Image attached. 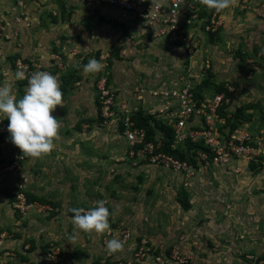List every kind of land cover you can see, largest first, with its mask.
<instances>
[{"label": "rangeland", "instance_id": "obj_1", "mask_svg": "<svg viewBox=\"0 0 264 264\" xmlns=\"http://www.w3.org/2000/svg\"><path fill=\"white\" fill-rule=\"evenodd\" d=\"M12 1L17 4V0ZM62 4L72 13L83 15L70 24L77 29L75 40L82 43L87 38L94 47L58 48L52 44L57 39L52 40L51 31L43 33L40 29L39 19H32L34 23L30 18L25 21L22 14L28 16L19 9L12 17L8 15L10 13H0V85L10 84L12 94L17 99L22 97L27 84L15 79L13 63L23 59L38 66L39 71L55 75L61 82L60 89L65 79L67 84L61 91L62 99L68 90L76 93L78 89L90 87L95 92L94 116H87L72 126L64 124L58 117L60 123L54 148L39 158L24 155L11 143L8 131L0 135V232H3V238L17 240L23 234L28 235V242L33 244L29 252L38 256L35 264H47L44 255L52 244L58 246L61 242L59 233L75 230L76 234L69 237L80 233L81 240L85 239V232L75 229L71 219L73 213L69 209H88L94 207L97 200H103L110 212V228L101 234L87 232L93 247H100L95 249L100 254L93 264H100L105 259L106 242L115 238L113 232L121 230L130 231L136 242L139 236L147 241L152 239L154 243L149 242L159 250L180 246L189 257L187 264H247L242 260L244 256L237 257L235 252L232 253L235 249L229 240L230 245L221 247V251L218 249L205 258L198 256L201 250L197 241L202 242L211 232H226L225 227L219 226L222 223L221 215L217 214L218 202L210 201V193L204 201L203 196L190 190L189 182L177 184L171 174L129 162L128 144L109 128L100 126L97 87L98 81L105 78L119 101L128 100L132 104L137 100L136 89L144 83L171 79L186 68L199 73L202 61L207 59L211 63L203 77L209 81L207 93L211 95L212 88L219 82L232 84L242 96L248 97V107L256 109L257 121L264 124V53L260 54L264 52L263 47L256 43L254 50L248 48L253 37L238 30L242 25L240 19H236L228 34L221 30L201 38L197 46L201 53L196 50L190 58L178 46L146 38L138 29L141 27L138 25L137 28L129 15L118 10L106 17L102 16V8L90 14L72 0H63ZM246 5L241 3L240 18L247 12ZM243 6L246 7L243 9ZM66 17L64 15V19ZM46 37L50 42L44 47L38 46V41ZM27 39L35 41L34 47L28 46ZM56 55L61 61L55 60ZM89 58L100 62V71L83 72L82 66ZM250 60L254 62L250 63ZM122 80L133 84L122 88L119 85ZM0 120L5 121L2 114ZM263 124H257L258 130ZM187 191L192 192V197ZM29 196L39 201L28 205L31 203L27 202ZM253 197L254 194L250 200L253 201ZM258 199L261 201L264 196L259 193ZM186 203L188 210L183 207ZM249 211L253 213L251 209ZM228 215L225 217L232 218ZM261 229L264 236V223ZM51 233H56L55 238L50 236ZM45 234L50 238L48 241H44ZM39 235L41 241L37 239ZM246 260L251 264H264V254L248 256ZM144 264L157 263L147 258Z\"/></svg>", "mask_w": 264, "mask_h": 264}, {"label": "built area", "instance_id": "obj_2", "mask_svg": "<svg viewBox=\"0 0 264 264\" xmlns=\"http://www.w3.org/2000/svg\"><path fill=\"white\" fill-rule=\"evenodd\" d=\"M87 13L100 8L118 10L131 17L146 38L168 46H178L191 56L198 50L200 39L205 35L218 33L224 24L222 12L208 9L201 0H72ZM17 6H22L17 1ZM245 8L244 6L242 7ZM24 20L28 17L25 14ZM20 21V18H17ZM188 56V57H189ZM55 60L61 61L56 55ZM189 62V61H188ZM199 73L188 68L182 69L173 78L148 81L136 89V99L132 104L119 101L111 90L107 79L98 81L99 122L109 128L128 144L127 159L135 166H154L162 171L181 173L186 178L198 172L208 171L214 166H231L233 162H250L264 153V138H254L248 132V122L231 128L233 112L232 99L237 92L232 84L225 83L221 92L204 84L205 71L210 69V61L203 60ZM13 72L23 71L24 80L39 71L32 62L17 59ZM209 71V70H208ZM151 116L149 122L154 129V138L149 140L147 131L137 126L138 113ZM0 120V135L7 132V120ZM171 131L169 148L185 155L179 159L166 152L165 141ZM31 202L28 205H33ZM24 201V205H25ZM119 240L123 246L135 239L128 230H121ZM129 259L111 261L110 264H144L150 258L157 264H187L189 257L176 245L170 249L154 247L147 239L138 237ZM59 250L52 247L47 254V264H58ZM104 259L100 264H107ZM57 262V263H56Z\"/></svg>", "mask_w": 264, "mask_h": 264}, {"label": "crops", "instance_id": "obj_3", "mask_svg": "<svg viewBox=\"0 0 264 264\" xmlns=\"http://www.w3.org/2000/svg\"><path fill=\"white\" fill-rule=\"evenodd\" d=\"M19 1L22 2V6L20 7L17 6L15 1L0 0V13H10L8 15L12 17L14 16L15 11L19 9L21 12L26 13L28 18L31 20L34 18L36 20L39 19L42 25V28L40 29L43 33L51 31L49 33L52 36V40L57 39L52 44H55L54 46L58 48H64L68 50L73 47H80L83 49L94 47L90 40H87V38H85L84 42L82 43L75 40V38H77L75 37L77 29L75 28L76 26H70V24H72L71 22L73 21H77V18H81L83 15L72 13L71 10H69L70 8L67 9L64 7L65 5L62 4L63 0ZM242 2L247 3L246 6L248 9L247 12L243 13V16L240 18L238 12L241 10L240 6ZM102 10V16L104 15L106 17H110L113 14H116V12L111 8H102ZM221 12L224 19V24L219 33L221 30H223L224 33L228 34V32H231L230 29L232 25L235 24L234 22L236 19H240L239 24L242 26H239L238 30L240 29L244 32H248L253 37V40L248 43V48H252L251 50H254L255 45L258 44L263 47L262 51H264V0H232L231 6L228 9L222 10ZM64 15H67L66 19H64ZM127 19L129 18H126V20ZM32 23H34V20H32ZM69 26L70 28H68ZM136 27L138 28V26ZM55 29H57L56 33L54 32ZM138 29L140 30V28ZM57 33L58 35H55ZM254 38H257V40H254ZM26 42L28 43V46L30 45L31 47H34V40L27 39ZM49 42L50 41L47 42L46 37L42 40L40 39L37 45L44 47L45 43ZM262 53L264 52H260V54ZM198 59L201 61L202 58L198 56ZM249 62L251 63L254 61L250 60ZM132 84L133 83L128 80L127 83L126 81L122 80L119 85L122 88H125L126 86L130 87ZM94 100L95 92L92 91L90 87L86 86V88L81 90L78 89L76 93L75 91L73 92L68 90L62 99L63 105L57 106L54 112L51 114L57 119L58 117L61 118L64 124L72 126L75 122H79L80 120L85 119L87 116H94ZM240 107L246 108L244 113L248 118L245 120L248 122V132L254 138H264V124L262 121H257L258 117L254 114L256 109L251 107L248 109V97L242 96V94L237 90L232 99L230 111L234 113L236 109ZM252 114L254 115L252 116ZM58 123H60L59 120ZM258 123L263 124L261 130H258ZM122 142L126 141L123 139ZM151 167L159 170V168L154 166ZM163 173L171 174L177 180V184L180 182L182 184H184V182H189L191 185L190 187L194 188H191L190 190H194L197 195L199 194V196H203L202 198L204 201H207L206 196H208L210 193V201L218 202V206H216L218 209L217 214L221 215L220 221L222 223L221 225L219 224V226L225 227L226 232H211L208 234V238H205L206 240L204 239L202 242L197 241L198 248L201 250L198 253L199 257H208L209 253L213 255L215 254L214 252H217L218 249L220 250L221 247H228L230 243L235 249L233 252L230 250V253L235 252V256L237 257L244 256L245 259L242 260L247 264L251 263L246 260V257L264 254V236L261 233V227L264 223V199L261 201L258 199L259 193L264 196V153L250 162L237 161L233 162L231 166H214L211 170L198 172L192 178H186V176L181 173L168 171H163ZM187 190H189V188ZM188 193L189 196L192 197V192ZM248 194H250V198H248ZM252 194H254L253 201L250 200ZM249 209H251L253 212L252 214L250 213ZM228 214H231L232 218H226L225 215L229 216ZM72 231V233L68 231L66 234L65 232L59 233L61 242H58V246H53L52 244L48 250H50L52 247L58 248V264H93L95 257L100 254L96 252L95 249L97 248V250H99L100 247H93V243L90 242L89 238L91 236L87 232H85L86 236L83 241L81 240L80 233L79 236H71L73 238L70 239L69 236L71 234H76L75 230ZM55 235L51 233L50 236L55 238ZM113 235L115 238L119 239L120 233L115 231L113 232ZM3 237V232H0V264L36 263L38 256L29 252V248L33 247V244L32 242H28V235L23 234L17 240H9L8 238ZM139 237L142 238V236ZM39 238H37L38 241H41V235H39ZM49 239V236L45 234L44 241H48ZM94 239L95 241L99 240V238H93V240ZM148 240L151 243H154L152 242V239L149 238ZM228 240L230 243L227 242ZM157 244L158 243H156V245ZM38 245H41L40 242ZM135 245L136 239H133L125 244L120 251L109 253L106 250L107 252L103 256L105 259H108V262L113 260L129 259L133 255ZM35 250L37 251L38 249ZM77 252L81 253L79 254ZM258 258L259 257H257V259Z\"/></svg>", "mask_w": 264, "mask_h": 264}, {"label": "clouds", "instance_id": "obj_4", "mask_svg": "<svg viewBox=\"0 0 264 264\" xmlns=\"http://www.w3.org/2000/svg\"><path fill=\"white\" fill-rule=\"evenodd\" d=\"M201 3L220 12L228 9L232 0H201ZM82 70L95 73L101 70V64L97 59L89 58ZM15 79L24 80V72L17 71ZM11 87L8 83L0 85V114L8 121L10 141L24 155L39 158L53 150V141L58 138L59 123L51 113L63 105L60 82L49 72L36 71L27 77L21 98L17 99L12 94ZM69 211L73 213L71 219L75 229L101 234L110 228V212L103 200H97L95 206L88 209L73 207ZM105 246L109 253H115L123 248V242L112 238Z\"/></svg>", "mask_w": 264, "mask_h": 264}, {"label": "trees", "instance_id": "obj_5", "mask_svg": "<svg viewBox=\"0 0 264 264\" xmlns=\"http://www.w3.org/2000/svg\"><path fill=\"white\" fill-rule=\"evenodd\" d=\"M215 34V33H214ZM214 34H209L208 35V37L210 36V35H214ZM66 80H67V78H66ZM209 81H208V79H205L204 80V84H206V83H208ZM23 84H25V82H22ZM66 84H67V82L65 81V79H64V81H63V84H62V87H61V91H63V89L66 87ZM207 85V84H206ZM207 86H209V85H207ZM224 86H225V84L224 83H217L216 85H215V87H213L214 89H215V91H217V92H221V91H224L225 90V88H224ZM250 107H248V109H249ZM245 110H246V108L244 107V108H242V107H240V108H238V109H236V111L233 113V115H232V123H231V121H230V126H231V128H235V127H237V125L239 124V123H242V122H244L245 120H247L248 118L245 116ZM144 113H143V111H140L139 113H138V119H139V122L137 123V126H139V127H142V128H144L146 131H147V133H148V138H149V140H153V138H154V129H152L151 128V126H150V124H149V122L151 121V120H153V118L151 117V116H144L143 115ZM153 121H155V120H153ZM7 123H8V121H7ZM155 124H156V127H160L161 125L158 123V122H156L155 121ZM171 137V131H169L168 132V140H166L165 141V146H164V149H165V151L166 152H168V153H170L171 155H174L175 157H177V158H179V159H185V155L184 154H182V153H180V152H177V151H171L170 150V148H169V145H170V140H169V138ZM28 201L27 202H38L39 200H36L35 198H31L30 196L28 197ZM183 207H184V209H186V210H188V208H189V205L186 203V204H184L183 205Z\"/></svg>", "mask_w": 264, "mask_h": 264}]
</instances>
